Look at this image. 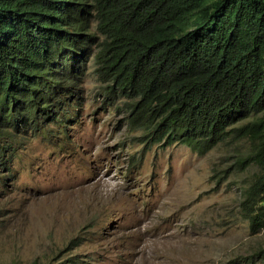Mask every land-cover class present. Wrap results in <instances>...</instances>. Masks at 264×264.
<instances>
[{
  "label": "trees",
  "instance_id": "1",
  "mask_svg": "<svg viewBox=\"0 0 264 264\" xmlns=\"http://www.w3.org/2000/svg\"><path fill=\"white\" fill-rule=\"evenodd\" d=\"M89 59L141 144H244L239 215L264 227V0H0V177L24 128L72 121Z\"/></svg>",
  "mask_w": 264,
  "mask_h": 264
},
{
  "label": "rangeland",
  "instance_id": "2",
  "mask_svg": "<svg viewBox=\"0 0 264 264\" xmlns=\"http://www.w3.org/2000/svg\"><path fill=\"white\" fill-rule=\"evenodd\" d=\"M100 84L89 61L71 124L17 135L0 177V264H231L264 247V227L239 215L254 167L230 164L244 144H141Z\"/></svg>",
  "mask_w": 264,
  "mask_h": 264
},
{
  "label": "clouds",
  "instance_id": "3",
  "mask_svg": "<svg viewBox=\"0 0 264 264\" xmlns=\"http://www.w3.org/2000/svg\"><path fill=\"white\" fill-rule=\"evenodd\" d=\"M90 60H91V59H89V61H90ZM87 64H88V63H87ZM87 64H86V68H87ZM80 99H81V98H80ZM80 99H79V100H80ZM78 103H79V102H78ZM77 109H78V108H77ZM76 112H77V111H76ZM76 112H75V117L77 116V115H76ZM75 117H72V120H73ZM68 124L70 125V124H71V121H69ZM19 134H20V133H18L17 135H19ZM16 139H17V137H16Z\"/></svg>",
  "mask_w": 264,
  "mask_h": 264
}]
</instances>
